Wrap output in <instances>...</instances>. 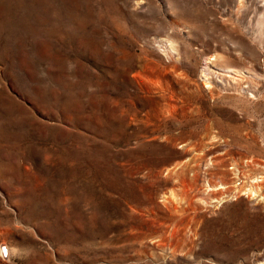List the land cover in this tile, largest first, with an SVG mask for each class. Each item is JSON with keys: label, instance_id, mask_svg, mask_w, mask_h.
<instances>
[{"label": "rangeland", "instance_id": "374dc122", "mask_svg": "<svg viewBox=\"0 0 264 264\" xmlns=\"http://www.w3.org/2000/svg\"><path fill=\"white\" fill-rule=\"evenodd\" d=\"M263 26L264 0H0V264H264Z\"/></svg>", "mask_w": 264, "mask_h": 264}, {"label": "bare ground", "instance_id": "6f19581e", "mask_svg": "<svg viewBox=\"0 0 264 264\" xmlns=\"http://www.w3.org/2000/svg\"><path fill=\"white\" fill-rule=\"evenodd\" d=\"M263 27H264V26H263ZM171 45H172V44H171ZM171 45H170V46H171ZM170 46H169V47H170ZM172 46H173V45H172ZM171 48H173V47H171ZM169 49H170V48H169ZM213 57H214V56H213ZM216 57H217V56H216ZM214 58H215V57H214ZM215 60H216V59H215ZM217 60H219V59H217ZM215 62H216V61H214V63H215ZM219 62H220V61H219ZM217 65H219V64H217ZM220 65H221V64H220ZM214 66H216V65H214ZM216 67H219V68L223 69L224 71H230V70H231V69L229 70V69H227V68H225V67H222V66H221V67H220V66H216ZM205 83H207V82H205ZM207 85H209V84H206V86H207ZM209 86H210V85H209ZM207 87H208V86H207ZM261 177H263V176H260V178H261ZM255 179H256V178H255ZM255 179H254V180H255ZM257 179H259V178L257 177ZM259 180H261V179H259ZM255 181H256V180H255ZM249 191H251V193H252L253 195H255V194L257 195V192H258V190H257V188H256L255 186H254V187H250V188H249Z\"/></svg>", "mask_w": 264, "mask_h": 264}]
</instances>
